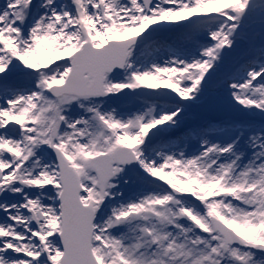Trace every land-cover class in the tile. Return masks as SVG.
Returning <instances> with one entry per match:
<instances>
[{
	"label": "snow or ice",
	"instance_id": "6c2138e0",
	"mask_svg": "<svg viewBox=\"0 0 264 264\" xmlns=\"http://www.w3.org/2000/svg\"><path fill=\"white\" fill-rule=\"evenodd\" d=\"M0 264H264V0H3Z\"/></svg>",
	"mask_w": 264,
	"mask_h": 264
},
{
	"label": "bare ground",
	"instance_id": "6f19581e",
	"mask_svg": "<svg viewBox=\"0 0 264 264\" xmlns=\"http://www.w3.org/2000/svg\"><path fill=\"white\" fill-rule=\"evenodd\" d=\"M0 3H3V0H0Z\"/></svg>",
	"mask_w": 264,
	"mask_h": 264
}]
</instances>
